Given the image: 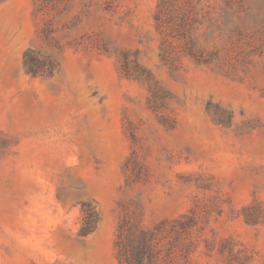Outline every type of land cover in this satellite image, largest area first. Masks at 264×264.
<instances>
[{
    "label": "rangeland",
    "instance_id": "1",
    "mask_svg": "<svg viewBox=\"0 0 264 264\" xmlns=\"http://www.w3.org/2000/svg\"><path fill=\"white\" fill-rule=\"evenodd\" d=\"M0 264H264V0H0Z\"/></svg>",
    "mask_w": 264,
    "mask_h": 264
},
{
    "label": "trees",
    "instance_id": "2",
    "mask_svg": "<svg viewBox=\"0 0 264 264\" xmlns=\"http://www.w3.org/2000/svg\"><path fill=\"white\" fill-rule=\"evenodd\" d=\"M25 65L26 70L29 74L38 75L40 72H43V69H41V65L35 62V56L33 52L26 53ZM82 213L84 217V222L79 231V235L85 237L96 229L99 217L97 211L91 203L82 204Z\"/></svg>",
    "mask_w": 264,
    "mask_h": 264
}]
</instances>
